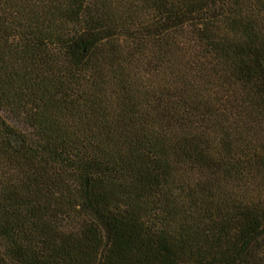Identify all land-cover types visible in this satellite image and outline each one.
Returning <instances> with one entry per match:
<instances>
[{
	"label": "trees",
	"instance_id": "16d2710c",
	"mask_svg": "<svg viewBox=\"0 0 264 264\" xmlns=\"http://www.w3.org/2000/svg\"><path fill=\"white\" fill-rule=\"evenodd\" d=\"M0 264H264V0H0Z\"/></svg>",
	"mask_w": 264,
	"mask_h": 264
}]
</instances>
